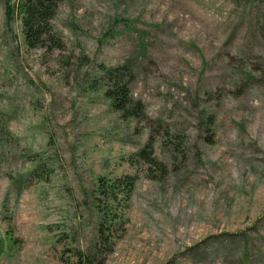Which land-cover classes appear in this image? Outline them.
<instances>
[{
  "label": "rangeland",
  "instance_id": "374dc122",
  "mask_svg": "<svg viewBox=\"0 0 264 264\" xmlns=\"http://www.w3.org/2000/svg\"><path fill=\"white\" fill-rule=\"evenodd\" d=\"M17 1L0 0V264H264V0H64L51 52L8 22Z\"/></svg>",
  "mask_w": 264,
  "mask_h": 264
},
{
  "label": "trees",
  "instance_id": "16d2710c",
  "mask_svg": "<svg viewBox=\"0 0 264 264\" xmlns=\"http://www.w3.org/2000/svg\"><path fill=\"white\" fill-rule=\"evenodd\" d=\"M64 0H18L12 4L7 2L6 17L8 22L14 18H19L22 22L25 43L31 49L44 47L48 52L55 49H63L64 45L61 38L52 24V20ZM262 1V0H252ZM132 75V73L130 72ZM110 81V89L105 93L112 101V106L119 112L124 113L123 117L130 114L132 93L130 79L123 77L122 70H111L105 73ZM0 119L3 121V118ZM4 122V121H3ZM105 180L100 184L99 192L110 194L109 200L113 203L117 201V195H128L126 183L119 181L109 186ZM119 192V193H118ZM106 212H103V214ZM107 215L110 213L107 212ZM111 221V220H110Z\"/></svg>",
  "mask_w": 264,
  "mask_h": 264
}]
</instances>
